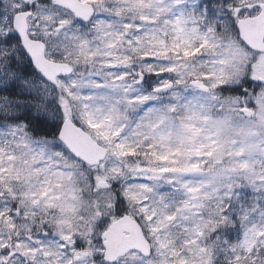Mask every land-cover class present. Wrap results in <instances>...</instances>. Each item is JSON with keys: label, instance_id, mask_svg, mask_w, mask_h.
Wrapping results in <instances>:
<instances>
[{"label": "snow or ice", "instance_id": "1", "mask_svg": "<svg viewBox=\"0 0 264 264\" xmlns=\"http://www.w3.org/2000/svg\"><path fill=\"white\" fill-rule=\"evenodd\" d=\"M0 264H264V0H0Z\"/></svg>", "mask_w": 264, "mask_h": 264}]
</instances>
